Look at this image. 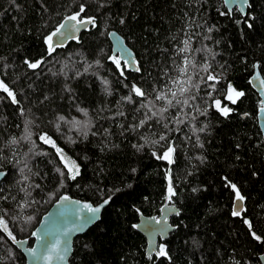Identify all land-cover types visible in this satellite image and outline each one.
<instances>
[{"label": "trees", "instance_id": "16d2710c", "mask_svg": "<svg viewBox=\"0 0 264 264\" xmlns=\"http://www.w3.org/2000/svg\"><path fill=\"white\" fill-rule=\"evenodd\" d=\"M80 3L86 5L88 15L97 16L100 28L91 33H81V44L69 42L67 48L58 50L56 59L69 61L70 76L76 69L83 70V65L78 63L82 57L89 60L102 59L104 66L91 71L98 72L100 77L111 82L112 96L103 92L96 75L85 74L79 79L68 81L75 90L81 107L88 108L95 117L97 128L101 125L111 126L112 121L99 118L95 110L100 107L115 110V101L121 94H126V89L117 82L114 66L103 59V54H93L100 47L105 53L111 54L107 36L100 35L105 28L117 32L125 40L142 65L145 77L148 72L155 76L159 72L157 65L166 62L168 55L160 49L168 48L171 52L175 43L171 37H182L181 29L186 27V14L195 16L198 24L207 22V26H214L210 34L206 27L196 29L193 26L194 31L210 35L208 40L195 37L193 47L207 45L217 54L212 61L216 71L222 73L221 85L217 87H226L230 81L235 88L244 91L245 96L236 104L223 101L234 109L228 118L211 108L207 116H199L198 126L207 125L206 131L201 134L203 148L193 149L185 143L182 135L173 133L178 145V159L171 166L153 158L148 147L137 152L131 147L136 138L129 135L125 139L119 134L118 127L112 128L114 135L108 138L107 147L100 137H89L87 142L72 144L66 137L58 136L53 129L45 127L43 130L53 135L65 153L79 162L81 175L75 181H66L56 197L49 200L48 193L60 179L55 169L62 165L59 164L54 149L40 143L38 136L34 135L33 140L37 141L38 150L47 152L48 155L32 156L29 160L33 172L40 174L30 176L33 183L41 185V188L32 191V197L39 203L28 210L29 214L34 215V220L31 225L25 226L26 231H20V226L10 221V227L15 230L17 238H27L31 243L30 232L41 215L61 194L93 204L112 196V202L102 210L98 221L84 233L74 237L69 262L169 264L164 258L154 262L147 259L144 253L145 239L132 225L137 222L136 209L143 215L158 213L163 203L164 170L171 167L178 193L174 198L175 207L180 215L170 217L174 229L165 240L159 242L167 245L171 264H259L258 255L264 252V244L252 240L241 218L231 216L232 193L224 187L222 177L227 176L240 187L246 197V212L242 215L252 222L256 233L264 237V141L256 123L259 99L248 83L255 63L260 64V74L264 79V0H249L251 7L246 8V12L255 17V20L249 21L254 25L252 29L236 24L235 20L243 17L235 9L234 17L220 16L217 8L227 11L221 0H205L199 6L193 4L192 0H107L106 6L99 11L97 0H16V4L21 6L19 9L11 0H0V57H7L16 65L14 71L21 74V83L11 84L14 77L10 76L0 78L17 92L23 86L31 94V98H34L37 94L27 88L28 81L23 78L25 66L22 65L21 58L38 57L43 52L40 35L50 31L64 15L77 11ZM121 17L125 18L124 25L119 23ZM45 23L48 25L46 28L42 27ZM77 50L80 51V56H74ZM48 67L53 65L49 64L43 70L47 73L46 76L41 75L39 79L34 77L35 84L43 91L54 90L58 97L63 94V77H53L47 72ZM59 68L60 64H55L53 71ZM127 74L130 79L135 77L140 82V74ZM19 98L23 100L22 97ZM56 103L67 110L66 102L56 99ZM24 104L25 107L28 106L27 102ZM71 111L79 117L74 108ZM244 113L248 115L244 116ZM108 114L104 112L100 115ZM19 123L21 117L16 108L7 99L0 100V143L10 134L20 133V129L15 127ZM33 131L39 132L41 129L34 128ZM68 135L75 137L76 134L68 132ZM22 147L27 150L29 145ZM193 153L204 157L203 163L194 162L195 169L193 162L188 159ZM5 155L9 159L0 161V170H4L7 176L0 180V187L6 195H17L19 186L16 181L20 178L18 166L12 162L9 151L6 150ZM132 169L136 171L133 172ZM189 171L192 172L191 175H188ZM253 172L256 173L255 176L252 175ZM129 184L132 185L131 188L128 187ZM117 188L120 191L114 193L113 190ZM193 188L198 191L193 192ZM0 204L7 208L11 202ZM193 239L198 242L197 245H193ZM9 251L12 253L11 257L8 256ZM0 256L5 257L3 264H24L22 254L6 237L0 241Z\"/></svg>", "mask_w": 264, "mask_h": 264}, {"label": "snow or ice", "instance_id": "6c2138e0", "mask_svg": "<svg viewBox=\"0 0 264 264\" xmlns=\"http://www.w3.org/2000/svg\"><path fill=\"white\" fill-rule=\"evenodd\" d=\"M11 2L16 5L17 9L21 7L16 4V0H11ZM204 2L205 0H192V3L197 6ZM228 3L229 0H224L223 6H227ZM231 3L235 5V11L243 17V19H236V24L238 26L246 25L248 29H252L254 25L249 21L255 20V17L245 12L246 8L251 7L249 0H231ZM106 4L107 0H97V11L104 8ZM217 12L220 16L234 17V11L230 7L227 11H221L217 8ZM186 16V27L181 29L182 37L180 39H177L176 36L171 37V40L175 41L171 52L168 48L160 49L161 52L168 55L166 62L157 65L159 72L155 76L151 72L147 73V77L142 74V65L132 51L125 46L124 41L117 38L115 32H110L107 28L100 32L101 36L115 39L116 45L110 50L111 54L105 53L102 47L93 54L95 56L103 54V59L114 66L115 74L118 76L117 82L126 89V94H121L115 101V110L111 107L107 109L100 107L95 110L99 118L112 121L111 126L101 125L97 128L95 117L90 114L88 108L81 107L75 95V90L68 83V81L79 79L85 74H93L100 80L103 92L107 96H112L111 82L107 78L100 77L98 72L91 71L94 68L104 66L102 59L89 60L87 57H82L78 63L83 65V70L76 69L71 76L69 75V71H71L69 61L56 59L59 54L58 50L67 48L69 42L81 44L82 36L79 35L80 33H91L93 30H99L100 25L97 22V16L88 15V9L84 3L79 4L77 11L64 15L62 20L50 31L43 32L40 35L43 52L38 57L24 56L21 58V63L25 66L23 78L28 81L27 88L31 89L32 93L37 94L34 98H31V94L23 86L17 92L3 78H0V100L7 99L21 117V123L15 125L16 128L20 129V133L10 134L0 143V161L9 159L5 155L6 150L9 151L11 160L18 166L17 171L20 174V178L16 181L19 186L17 195H6L3 188L0 187V202H11L10 207L7 208L0 204V241L6 237L12 244L23 249L27 257L42 260L44 264H52L53 260L64 262L71 252V235L74 232L82 231L87 224L99 219L98 214L112 202L113 197L108 196L103 198L102 203L93 206L90 203L81 204L80 201H71L67 195H59L58 202L64 208L62 215L71 217L75 226L65 228L58 233H54L52 229L47 227L36 229L30 235L37 239L39 247H25L28 241L17 238L15 230L10 227V221L18 224L20 231H26L25 226L31 225L34 220V215L29 214L28 210L34 204L39 203L32 197V191L41 188V185L33 183L30 176L40 174L33 172L29 160L32 156L48 155V153L38 150L37 141L33 140V136H38L40 143L54 149L59 164L62 165V167L57 166L55 169L60 179L54 189L48 193L49 200L56 197L57 192L65 186L66 181H75L81 175L79 162L65 153L64 149L57 144L53 135L49 131L43 130L45 127L53 129L58 136L66 137L72 144L80 141L87 142L89 137H100L105 142V147H107L108 138L114 135L112 128L118 127L119 134L125 139H128L129 135L136 138V142L132 143L131 147L137 152L148 147L151 149L153 158L171 166L178 159V145L176 138L172 135L173 133L182 135L185 143L193 149L203 148L201 134L206 131L207 125L204 127L198 126L200 123L199 116H207L210 108L225 118H228L234 111L223 101L236 104L245 96V92L235 88L230 81L227 82L226 87L221 86L218 88L217 85H221L222 73L216 71L212 63L217 54L213 53L207 45L193 47L194 38L197 36H200L202 40L210 39V35H203L199 31H194L193 26L196 29L206 27L209 34L213 31L214 26H207V22L198 24L195 16H188L187 14ZM119 23L124 25L125 18L121 17ZM42 27H48L47 23ZM80 55L79 50L74 53V56ZM49 64H52L53 67L47 68L48 73H51L53 77H63L61 89L63 94L58 97L54 90L43 91L41 87L35 84L34 77L39 79L41 75L46 76L47 73L43 70ZM55 64H60V68L53 71ZM15 67L16 65L9 61L7 57H0V76L14 77L11 84L21 83V74L14 71ZM221 67L223 66L221 65ZM252 68L254 74L248 83L253 84L259 81V95L261 98L258 101V112L264 114V79L261 78L260 74L261 66L259 63H255ZM129 72L140 74V82H137L135 77L130 79L127 74ZM201 92H203V95H201ZM19 97H22L23 100ZM54 97L66 102L67 110L62 105H57ZM24 102H27V107H25ZM73 108L76 113H79V117L72 114L71 110ZM104 112L109 114L101 116L100 114ZM243 115L247 116L248 113ZM34 128H39L41 131L34 132ZM261 131H264V128ZM68 132H74L75 137L68 135ZM23 145H29L27 150H23ZM113 146L118 147L117 145ZM101 151H103V148H101ZM85 159H87V156H85ZM188 159L193 162L194 169L196 168L195 161L204 162V157L195 153L188 156ZM49 162L51 163V161ZM132 171L135 172L136 169H132ZM191 174L192 172L189 171L188 175ZM252 175L255 176L256 173L253 172ZM6 176L7 174L4 171H0V180L6 179ZM43 178L42 176L41 179ZM164 178L163 204L160 208L163 219L153 216L145 222V230L160 236L161 239L164 238L165 232L172 228L171 225H168L167 215L165 214L180 215L179 210L175 209L174 198L178 193L171 167L165 168ZM222 179L224 187L232 193L231 216L241 218L243 224L247 226L252 240L264 244V237L258 235L252 222L242 215L246 212L244 207L246 197L242 194L240 187L227 176L222 177ZM128 187L131 188L132 185L129 184ZM119 191V188L113 190L114 193ZM192 191L197 192L198 189L193 188ZM21 193L23 195H19ZM136 212L142 215L139 209H136ZM81 213H85V215L82 217ZM151 224L167 227L153 230L150 227ZM132 228L140 229L141 225L133 224ZM192 243L193 245L198 244L195 239ZM11 255L12 253L9 251L8 256L11 257ZM146 257L153 262L164 258L171 264V256L167 245L163 243L153 241L146 251ZM4 259L5 257L0 256V264H3Z\"/></svg>", "mask_w": 264, "mask_h": 264}, {"label": "water", "instance_id": "95a60500", "mask_svg": "<svg viewBox=\"0 0 264 264\" xmlns=\"http://www.w3.org/2000/svg\"><path fill=\"white\" fill-rule=\"evenodd\" d=\"M221 1H222V4L224 5V0H221ZM229 7L232 8V9H235V5H233L231 3V0H229V3H228L227 6H224V8L226 10ZM245 12H246V9H245ZM237 13L240 15L239 12H237ZM110 32H115V31H110ZM115 33L117 34V38L122 39L124 41L125 46L130 49V47L125 43V40L117 32H115ZM107 39H108V41L110 43V48L112 49L113 47H115L116 40L115 39H109L108 37H107ZM132 53H133V51H132ZM253 74H254V70H252L251 75L248 78V81L252 77ZM250 86L256 92V94L258 96V99L260 100L261 97L259 95V81H256L253 84H250ZM256 123H257V126H258L259 130H260L262 139L264 141V131H261V129L264 128V114H260L258 112V107H257V111H256ZM0 171H4V170H0ZM61 195H67V194H61ZM67 196L69 197V199L71 201H80L81 204H83V203H90L93 206H96V205L102 203V201H103L102 200V201H100L97 204H93V203H91L90 201H87V200H81V199H78V198L71 197L69 195H67ZM58 197L52 202V204L48 207V209L41 215L38 223L32 229V231H35L36 229H39V228H45V227H47V228L52 229V231L54 233H58L59 231L65 229V228H72V227L75 226L72 223L71 217L62 215V213L64 212V208L61 207V205L59 204ZM162 204H161V206H162ZM161 206L159 207V211H158L157 214H153V215H143L142 214V215H140V214L137 213V222L135 224H140L141 225V228L140 229H135V230L137 232H139L144 237V239H145V247H144L145 256H146V251L150 248V246L153 243V241L156 242V243L162 242L163 240H165L167 238L168 234L174 229V226L170 223V217L171 216H174V214H165V215H167L168 225H171L172 228H171V230H167L165 232V236H164L163 239H161L160 236L154 235L152 232L145 230V222L148 220V218L155 216L158 219H163V217L161 216V213H160ZM175 209H177V208L175 207ZM84 215H85V213H81V216L82 217ZM98 215L100 217V214H98ZM96 221H98V219L95 220V222ZM95 222L90 223V224H87L83 228L82 231L74 232L71 235V237H70V240H71V252H72V241H73L74 237H76L77 235H80V234L84 233ZM150 227L153 230H158V229H160L162 227L166 228L167 226L151 224ZM29 238L31 239V243H27L25 245V247H32V248L39 247V243H38V241H37V239L35 237H32L29 234ZM22 240H27L28 241L27 238H22ZM8 241L12 244V242L10 240H8ZM12 246H14L22 254V256L24 258V264H44V262L42 260H34V259L30 258V257H27L25 255L23 249L18 248L16 245L12 244ZM71 252H70V254H71ZM70 254H69V256H70ZM69 256L67 257L66 261H64V262L53 260L52 261V264H71L69 262ZM258 262H259V264H264V252H262V253H260L258 255Z\"/></svg>", "mask_w": 264, "mask_h": 264}, {"label": "bare ground", "instance_id": "6f19581e", "mask_svg": "<svg viewBox=\"0 0 264 264\" xmlns=\"http://www.w3.org/2000/svg\"><path fill=\"white\" fill-rule=\"evenodd\" d=\"M28 243H29V241H28Z\"/></svg>", "mask_w": 264, "mask_h": 264}]
</instances>
